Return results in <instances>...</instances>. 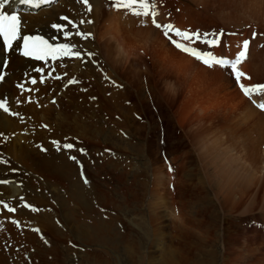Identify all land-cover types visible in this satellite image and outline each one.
I'll return each mask as SVG.
<instances>
[{
    "label": "rangeland",
    "instance_id": "rangeland-1",
    "mask_svg": "<svg viewBox=\"0 0 264 264\" xmlns=\"http://www.w3.org/2000/svg\"><path fill=\"white\" fill-rule=\"evenodd\" d=\"M154 1L159 28L152 7L137 16L105 1L92 46L78 27L68 37L82 60L40 79L66 95L30 110V135L4 149L59 169L46 175L55 236L39 232L48 249L12 264H264V92L239 87L264 84V21L246 14V0ZM221 32L218 47L202 42ZM172 40L229 60L249 41L245 76L238 83L230 66L208 67Z\"/></svg>",
    "mask_w": 264,
    "mask_h": 264
},
{
    "label": "bare ground",
    "instance_id": "bare-ground-1",
    "mask_svg": "<svg viewBox=\"0 0 264 264\" xmlns=\"http://www.w3.org/2000/svg\"><path fill=\"white\" fill-rule=\"evenodd\" d=\"M36 1L40 4L37 9H32L29 4L20 3V0H8V2L4 4L5 6L9 4L7 6L8 9H11V7H20L24 9L21 13V20L23 22L21 34L28 32L47 34L54 46H60L69 44L68 40L70 38L68 39L64 33L68 32L71 34L75 32L78 26L79 29L77 30H82V32L85 31L86 34H89L86 40L88 46H92L94 14L100 11L101 6H104L107 0H89L90 5L94 4V7H91V11H88V6L85 5L82 0ZM43 1H45L44 5H42ZM201 1L203 3V8L206 7V2H208V0ZM246 1L245 4H249L248 8H246L248 12L245 11L246 14L252 19L263 22L264 4L258 5L264 0ZM214 2H219L220 4L223 0H214ZM154 11L156 12V10ZM53 25L64 26L63 31H58ZM75 33L73 35H75ZM84 38L85 37L80 39ZM19 45V42L13 43L9 52H6L0 39V71L3 69L5 70L4 77L0 82V101H3L8 109L5 111L0 108V264H12L14 262L26 261L31 257L30 250L32 247L36 249H48L44 243L42 244V235L39 234V232L55 236L54 231L49 228L48 222H45V220L48 219V215H46L47 210H45L48 209L47 207L45 208L46 200L48 201L46 195L48 191L46 175L49 169L53 171L59 169L46 158L39 159L37 163L32 166L30 160L22 156L10 160L5 157L6 153L4 148L9 141L13 139L25 140V138L30 135V123L32 122V118H34L29 116L30 110H33L37 104L42 108L47 100L52 98L58 100L66 95L59 85H47L41 83V80L55 71L60 66L61 62L67 60L70 56H58L55 59L47 57L40 61L30 60L17 53ZM72 49L74 50V48ZM86 55L84 57H86ZM89 60L90 63H92L91 58ZM4 61L8 62L6 67L3 65ZM65 62L66 61H64V63ZM84 62L86 63V61ZM87 67L89 68V66ZM32 80H35L36 83H31ZM254 108L255 107L250 109L252 110L250 113L251 116L256 115V110ZM258 115V119L263 125L261 127L264 130V116L259 112ZM254 121L256 122V120ZM234 174H231V176L233 177ZM2 200H4L3 203H1ZM29 202L36 203L35 205H42L44 207L42 208L43 211L39 214L33 212V209H29ZM5 205L7 207H5ZM11 205L14 206L13 209H15V211L8 210ZM46 206H49V203ZM39 225L40 228L38 227ZM32 226L38 227L39 231L32 230Z\"/></svg>",
    "mask_w": 264,
    "mask_h": 264
},
{
    "label": "snow or ice",
    "instance_id": "snow-or-ice-1",
    "mask_svg": "<svg viewBox=\"0 0 264 264\" xmlns=\"http://www.w3.org/2000/svg\"><path fill=\"white\" fill-rule=\"evenodd\" d=\"M8 0H0V9L4 7V4L7 3ZM82 2L88 6V11H91V5L89 0H82ZM22 4H29L33 5L36 4V0H20ZM139 5L138 8L134 7V5ZM38 6V4L36 5ZM113 7L117 10L121 8H127L132 10L134 15L140 16L149 15V8L155 7V5L150 4L149 0H113ZM153 17V23L156 24V27H162L159 23H156L155 16L157 15L156 12L151 13ZM67 19V18H65ZM83 22V21H82ZM22 20L21 17L16 13H8L6 11H0V37H3L5 44L11 48L14 41H19L21 39V27H22ZM53 27L57 28L58 31H63L64 26L61 25H53ZM78 27V26H77ZM168 29V31H174L175 35L178 37H182L185 40H201V34L199 31L192 33L189 31H181L179 29H175L173 25H166L163 26ZM66 37H70L71 34L68 32L64 33ZM76 35H81L87 38L85 33L77 32ZM165 35H168V32H165ZM224 35L221 32L219 35L215 33H205L203 41L204 43L208 44L210 47H218L220 38ZM255 35V34H254ZM208 37H214L209 39ZM172 43L175 45L177 49L188 53L195 57L196 59L202 61L206 66L212 67L214 65L220 66H230L231 70L235 76V80L239 83L241 77L245 76V73L241 71L237 66L244 60L248 58L249 55V41L243 42V48L239 52L238 57L235 60H229L223 57H216L212 53H204L200 52L197 49L191 48L186 46L185 44L179 43L176 40H172ZM23 55L25 56H35L38 60H44L47 57L51 56L53 59L57 58L58 56H75L77 58H81L80 52H73L72 48L69 44H63L60 46H53L49 44L47 40L40 36H23ZM3 79V76L0 75V80ZM31 83L35 84L36 81L32 80ZM23 87V86H21ZM239 87L243 91L246 96L251 97L253 93H261L264 92V84L253 85L250 87H246L244 84L240 83ZM262 109H264V104L259 105ZM0 108L7 111V106L3 101H0ZM66 148L71 149L73 147L72 144L65 145ZM73 159H75L73 157ZM5 207H7L5 205ZM9 211H15V209L10 208Z\"/></svg>",
    "mask_w": 264,
    "mask_h": 264
}]
</instances>
